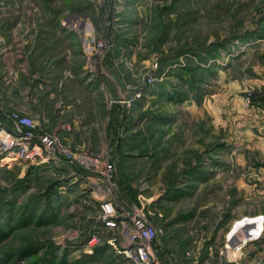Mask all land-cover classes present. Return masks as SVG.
Masks as SVG:
<instances>
[{"label": "rangeland", "instance_id": "rangeland-1", "mask_svg": "<svg viewBox=\"0 0 264 264\" xmlns=\"http://www.w3.org/2000/svg\"><path fill=\"white\" fill-rule=\"evenodd\" d=\"M138 3L0 0V22L15 21L19 6L17 21L32 26L28 58L13 42L19 88L39 92L55 63L66 102L76 99L88 122L73 132L77 147L57 137L102 160L119 218L131 227L139 212L157 229L160 264H264V0ZM63 21L76 40L58 59L46 23ZM105 71L129 102L106 96ZM13 113L27 116L4 107L0 131L18 130ZM7 154L0 144V264H132L107 243L122 242V229L102 222L89 172L60 156L31 164ZM248 218L263 220L260 234L234 250L257 227L231 242Z\"/></svg>", "mask_w": 264, "mask_h": 264}, {"label": "crops", "instance_id": "crops-1", "mask_svg": "<svg viewBox=\"0 0 264 264\" xmlns=\"http://www.w3.org/2000/svg\"><path fill=\"white\" fill-rule=\"evenodd\" d=\"M138 1L141 3L143 0ZM17 7L19 6H14L13 8V12H15V15L17 14L15 16V21H8L5 23L0 22V28H8V31H0V110L6 107L20 111L22 114L36 119L42 132L44 131L45 133L56 135L61 137V139L64 138L63 140L65 143L77 147L80 145V142L77 139L79 136L76 138L73 132H75L77 126L88 125V122L81 118L77 112L76 114L74 113V110L78 107L76 99L71 102H66L64 96L65 89L59 88L58 74L60 71L57 69L58 67L55 66V63L53 64L52 69L49 70L51 73L47 77L41 79L43 85H41L39 92L36 88L25 92L19 88V69L16 63L17 56H15L16 59L13 58V42L17 46L15 49L20 55H27L28 51L27 53H23L22 50L27 49L26 46L29 44L30 39H32L31 34L29 36L27 35L32 26L29 22L30 20L26 23L24 22V19L19 22L17 21L22 13L18 11L19 8ZM25 13H27V16L24 17L28 18L31 11L27 10ZM46 24L58 35L59 39L57 38L56 57L60 59V54L62 57L65 54L66 41L68 40L70 45H72L75 44L74 41L76 39L70 32L71 29L64 25V21L62 24L59 23L60 25L54 22H48ZM12 26L13 29H15L14 33ZM22 56L20 59L23 58ZM105 76L107 78V92L105 91V94L111 101H115L119 88L116 86L114 87L112 80L117 82V86H120L122 91L126 92L127 89L121 79L113 77L107 71H105ZM85 83L88 93L90 92L94 95L98 94L97 86L95 87V85H92L90 81ZM6 102H8V105H6ZM2 122L3 121H0V123ZM71 126H73V128H71ZM69 136L71 138H68ZM89 147L91 148L93 146L90 144ZM232 262L230 263L233 264Z\"/></svg>", "mask_w": 264, "mask_h": 264}, {"label": "built area", "instance_id": "built-area-1", "mask_svg": "<svg viewBox=\"0 0 264 264\" xmlns=\"http://www.w3.org/2000/svg\"><path fill=\"white\" fill-rule=\"evenodd\" d=\"M131 98L125 102H129ZM11 119L14 120L18 130L13 133L5 129L0 131V144L8 150L5 159L10 156L12 157L10 161L13 162L22 161L35 164L54 161L60 156L73 166L83 167L91 174L88 177H92L95 184L94 191L98 195L102 222L109 229L117 226L122 229V242L121 239L112 237L108 239V245L118 254L124 255L132 264H160L152 247V242L158 236L157 229L139 212L132 216L131 227L127 220L119 218L118 214L122 208L119 201L112 198L110 189L103 187L106 173L102 169V160L99 157L88 150L72 149L55 135L36 132L38 122L30 117L13 113ZM104 168L110 172L112 166L106 165ZM99 240V236L93 234L88 241V246L97 245ZM239 246H235V250L239 251L242 248Z\"/></svg>", "mask_w": 264, "mask_h": 264}, {"label": "bare ground", "instance_id": "bare-ground-1", "mask_svg": "<svg viewBox=\"0 0 264 264\" xmlns=\"http://www.w3.org/2000/svg\"><path fill=\"white\" fill-rule=\"evenodd\" d=\"M226 59V58H225ZM224 60V59H223ZM222 61V60H221ZM172 68V67H171ZM7 160H11L12 159V157H10V156H8L7 158H6ZM256 221L258 222V223H256ZM262 222H263V220H262ZM262 222H259L258 221V219H256V218H248V219H246V220H244V221H241V222H239L238 224H237V227L235 228V230H233V232L230 234V236H232V238L230 237V241L232 242V241H234L235 239H239V237L240 236H242V234L241 233H243L244 231H245V229L246 228H248L249 226H255V223H256V225H257V227H254V228H251V232H249V231H247V232H249V234L247 233V236L244 238V237H242L243 238V240L241 241V243H242V245L240 244V246L239 247H242L243 248V244L246 242V241H248V239H250L249 237L251 236V235H253V234H255L256 236H257V234L259 233V231H260V229H261V227L263 226L262 225ZM251 224H253V225H251ZM242 229V230H241ZM240 230V231H239ZM236 231V232H235ZM235 232V233H234ZM245 234H246V232H245ZM260 234V233H259ZM263 234V233H262ZM254 236V235H253ZM229 242V241H228ZM230 242V243H231ZM248 243V242H247ZM232 245V244H231ZM228 250V249H227ZM235 250V249H234ZM237 253V252H236Z\"/></svg>", "mask_w": 264, "mask_h": 264}, {"label": "water", "instance_id": "water-1", "mask_svg": "<svg viewBox=\"0 0 264 264\" xmlns=\"http://www.w3.org/2000/svg\"><path fill=\"white\" fill-rule=\"evenodd\" d=\"M112 81H113L114 87L116 86V87L119 88L118 89V94H117V96L115 98V101H117V102H125V101H128L131 98V96H133V94L131 92H129V91H126V92L122 91L120 86H117V82L114 81V80H112Z\"/></svg>", "mask_w": 264, "mask_h": 264}, {"label": "trees", "instance_id": "trees-1", "mask_svg": "<svg viewBox=\"0 0 264 264\" xmlns=\"http://www.w3.org/2000/svg\"><path fill=\"white\" fill-rule=\"evenodd\" d=\"M203 61H206V60H205V58H202V57H201V63H203ZM175 91H176V90H175ZM175 93H176V92H175ZM10 118H11V117H10ZM2 234H3V231H0V236H1ZM0 238H1V237H0ZM25 251H26L25 254H27V252H30L31 250L26 249ZM23 252H24V251H23ZM23 252H22V254H23ZM25 254H24V255H25ZM24 255H23V256H24ZM7 264H8V263H7Z\"/></svg>", "mask_w": 264, "mask_h": 264}]
</instances>
